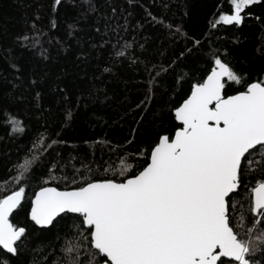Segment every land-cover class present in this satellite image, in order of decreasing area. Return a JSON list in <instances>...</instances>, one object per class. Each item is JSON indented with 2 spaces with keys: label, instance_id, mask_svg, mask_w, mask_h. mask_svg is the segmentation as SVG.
<instances>
[{
  "label": "trees",
  "instance_id": "16d2710c",
  "mask_svg": "<svg viewBox=\"0 0 264 264\" xmlns=\"http://www.w3.org/2000/svg\"><path fill=\"white\" fill-rule=\"evenodd\" d=\"M230 3L0 0V197L18 187L16 166L39 157L22 207L11 216L14 225L26 229L19 254H5L0 247V264H57L80 220L77 214H61L49 227L36 225L29 218L35 192L48 185L75 187L73 176L88 174L86 166L94 177L111 176L122 158L151 145L157 133L172 126L170 110L190 94V83L206 76L212 53L249 82L264 78V0L246 10L241 25L212 27ZM119 51L124 55H116ZM238 88L233 82L228 94ZM13 117L23 131L13 130ZM41 137L43 146L36 143ZM250 159L254 163L246 166L232 197L233 222L245 225L242 234L251 228L245 221L255 215L249 193L259 179L261 154ZM256 259L264 264V257Z\"/></svg>",
  "mask_w": 264,
  "mask_h": 264
},
{
  "label": "snow or ice",
  "instance_id": "6c2138e0",
  "mask_svg": "<svg viewBox=\"0 0 264 264\" xmlns=\"http://www.w3.org/2000/svg\"><path fill=\"white\" fill-rule=\"evenodd\" d=\"M54 2L59 5L61 0ZM257 3L260 0H231L229 11L212 27L241 25L246 10ZM208 64L206 76L190 83V94L170 110L172 126L157 133L151 145L122 158L111 176L94 177L86 166L88 174L78 172L79 180L73 176L75 187H40L30 205L36 225H52L61 214H77L80 220L57 264H260L256 257H264V78L249 82L216 53ZM233 82L240 88L228 94ZM150 83L155 85L154 77ZM9 123L14 131H23L16 118ZM43 141L41 137L36 143L43 146ZM254 153L261 154L259 179L249 193L255 215L245 221L251 228L242 234L245 225L233 222L232 197L238 194L246 166L254 163ZM38 160L32 156L18 164L13 177L18 187L0 197V247L5 254L18 255V242L25 237L26 229L10 217L22 207L26 182Z\"/></svg>",
  "mask_w": 264,
  "mask_h": 264
},
{
  "label": "water",
  "instance_id": "95a60500",
  "mask_svg": "<svg viewBox=\"0 0 264 264\" xmlns=\"http://www.w3.org/2000/svg\"><path fill=\"white\" fill-rule=\"evenodd\" d=\"M48 186L56 187V186H53V185H48ZM39 190H40V188L35 192V194L38 193ZM61 190H64V189H61ZM35 194H34V196H33V198H32V201L35 199ZM32 201H31V202H32ZM29 218L31 219L30 211H29ZM10 220H11V217H10ZM33 222H34V221H33ZM34 223H35V222H34ZM38 226H40V227H49L50 225H45V226L38 225ZM1 248H2V247H1ZM5 251H6V250H5Z\"/></svg>",
  "mask_w": 264,
  "mask_h": 264
}]
</instances>
